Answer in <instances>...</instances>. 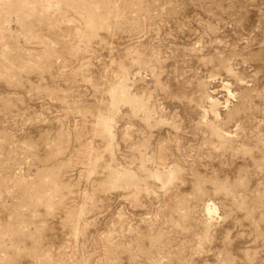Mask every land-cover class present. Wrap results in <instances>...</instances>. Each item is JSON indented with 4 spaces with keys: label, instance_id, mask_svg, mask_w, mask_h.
Listing matches in <instances>:
<instances>
[{
    "label": "rangeland",
    "instance_id": "374dc122",
    "mask_svg": "<svg viewBox=\"0 0 264 264\" xmlns=\"http://www.w3.org/2000/svg\"><path fill=\"white\" fill-rule=\"evenodd\" d=\"M0 264H264V0H0Z\"/></svg>",
    "mask_w": 264,
    "mask_h": 264
}]
</instances>
